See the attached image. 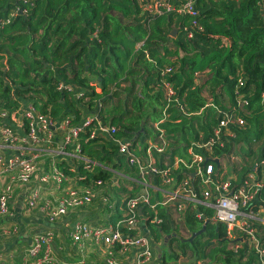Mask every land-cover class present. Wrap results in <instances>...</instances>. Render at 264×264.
<instances>
[{"label": "trees", "instance_id": "16d2710c", "mask_svg": "<svg viewBox=\"0 0 264 264\" xmlns=\"http://www.w3.org/2000/svg\"><path fill=\"white\" fill-rule=\"evenodd\" d=\"M166 1L173 11L154 14L147 5L156 0H0V125L26 134L24 101L54 124L67 118L79 124L92 116L77 136V171L64 162L57 167L84 189L101 180L112 192L115 171L130 184L127 177L139 175L113 138L127 140L144 163L147 140L157 142L158 123L169 146L152 156L164 168L173 166L175 155L189 162L223 115L233 114L242 123L228 125L205 164L212 165L215 183L228 180L232 189L249 174L263 182L247 210L258 212L250 225L264 250V0H195V15L176 11L185 0ZM99 126L115 131L110 136ZM50 145H56L54 139ZM83 158L97 164L85 168ZM168 175L169 183L154 175L162 189L188 180L200 196L203 185L194 170L179 164ZM118 190L126 199L139 193L135 187ZM160 194L151 197L153 207L143 206L141 216L153 241L170 235L162 264H178L180 257L197 264H260L244 231L234 227L228 235L224 223L212 220V209L191 203L176 211V220L159 204ZM126 199L109 221L124 217ZM204 221L205 229L191 241L175 237L176 229L191 237Z\"/></svg>", "mask_w": 264, "mask_h": 264}, {"label": "built area", "instance_id": "2783aa9c", "mask_svg": "<svg viewBox=\"0 0 264 264\" xmlns=\"http://www.w3.org/2000/svg\"><path fill=\"white\" fill-rule=\"evenodd\" d=\"M147 8L154 14H163L173 11L174 6H170L166 0H156V4H148ZM179 13H188L191 15L196 14L195 0H185L182 5L176 8ZM70 89V88H68ZM25 116L30 119L29 130L26 134L17 130L13 132L11 128L5 125H0V142L12 145L14 155L5 158L0 152V177L5 176L6 182L0 185V220L3 225L0 228V241L4 236H14L17 228L12 224H6V216L9 215V204L12 201V195L16 185L28 184L32 181L36 171V163L34 162L37 156V148L42 143L52 142L53 131L60 128L62 132V139L66 145H73L74 150L67 155L73 157L80 156V146L77 142V136L80 131L91 124L93 121L92 116H85L79 124H70L67 118L61 124H54L52 121L45 118L44 115L37 114L35 109L27 101L23 102V109ZM5 114L1 113V117ZM241 124L242 120L236 118L233 114L225 113L220 120L219 125L214 128L213 134L210 139L205 143L197 144V151L191 152V160L188 162L182 158H176L173 166L165 163L164 168H159L154 164L152 152L157 153L166 152L169 142L163 131L159 129L158 123L154 127L158 130L159 135L157 142L147 140L146 160L140 163L138 158L133 155L129 149V142L125 139H115L113 142L117 144L118 151L121 154L130 157V162L136 164L137 173L140 176L159 175L162 177L163 182L169 183V171L177 168L182 164L189 170L194 172L200 177L203 189L198 196L194 187L184 180L182 185L174 190H164V200L162 205L178 202V207L173 206L174 211L182 210L180 207L184 204L191 203L193 206L203 205L213 211L212 220L214 222L224 223L227 227V234H232L234 227H237L245 232L250 242L254 244L258 253L260 264H264L262 256L264 250L258 245V240L254 234V230L250 225V220L257 219L258 212L247 210L250 207L257 191L262 188L263 182L256 179V176L249 174L243 185L237 189H232L228 180L220 183H215L212 178L213 168L210 164H205L207 159L206 154L212 152L213 146L221 140L224 132H226L229 124ZM98 131L105 132L111 136L115 131L113 127L99 126ZM92 134H96L93 130ZM86 162L85 168H91L97 164L95 161L88 158H83ZM219 163L224 164L221 159H217ZM116 175H121L115 171ZM123 176V175H121ZM125 177V176H124ZM131 179L130 177H127ZM39 182L52 184L59 188L68 180V176L57 167L53 165L50 169L45 170L39 176ZM96 185L91 188L84 189L81 193L76 191H69L66 195L61 196L55 203L50 200H44L43 208L44 214L49 221H55L65 216L71 210L79 209L84 205H89L95 200V196H100L102 201L108 204L109 212L112 214L115 211V204L111 202L110 195L107 193L106 185L101 180L96 181ZM39 192L34 190L31 192L28 202L26 203L27 212L33 209L38 203ZM143 206L153 207L151 204V197L139 192L130 196L125 201V215L123 218L118 219L116 222H106L103 224L90 225L87 221L74 220L67 228L68 235L76 247V252L79 258L76 259L75 264H86L85 242H91L96 251L103 252L104 264H123L121 258L131 248H136V261L133 264H158L153 246L150 238L142 234L140 222L145 219L139 213L142 212ZM184 209V208H183ZM261 205H259V210ZM260 210L259 212H261ZM200 218L204 216L198 212ZM160 219H154L155 224L160 223ZM264 222V219H262ZM133 233L123 232L121 227ZM55 238V232L51 229L37 230L32 233V242L29 246L25 247L18 256H16L15 264H69L62 261L58 256L53 254L52 242ZM102 244V245H101ZM14 255L11 256L13 259ZM0 259L2 255L0 254ZM181 264H197L193 261L184 262Z\"/></svg>", "mask_w": 264, "mask_h": 264}, {"label": "crops", "instance_id": "0c3cea01", "mask_svg": "<svg viewBox=\"0 0 264 264\" xmlns=\"http://www.w3.org/2000/svg\"><path fill=\"white\" fill-rule=\"evenodd\" d=\"M58 130H60V128L52 130V139H54V141L56 142V145L54 147H51V142H49L42 143L37 148V156L34 160V162L36 163V171L34 173L32 181L28 184H19L15 186L12 195V201L9 204L10 213L6 216L5 222L6 224H12V226H15L17 228V232L14 236H4L0 241V254L2 255L0 264H15L16 256H18V254H20L25 247L31 244L32 233L34 231L43 229H51L55 232V238L52 242L53 254L58 256L62 261L66 263L75 264L76 259H78L80 256L76 252V247L68 235L69 229L67 228L70 226V224H72L74 220L87 221L90 225L103 224L109 221L111 213L109 212L108 204L104 203L100 196H95V200H93L91 204L84 205L79 209L71 210L65 216L55 221H49L44 214V211L42 210L44 200H50L51 203H55L56 200H58L61 196L66 195L71 190L76 191L77 193H81L84 190V188L80 186L79 183H77L76 178H74L75 176L68 177V180L65 181L59 188H56L51 181L47 183H41L38 180L39 176L45 170L50 169L54 164L58 165V162H64L65 165L69 167L70 171L74 169L77 171L74 163V158L71 155H67V153L70 152L66 148L67 145L63 142L61 132L58 133ZM0 152L5 158H9L15 153L12 145L1 142ZM169 155L170 154H168V156ZM178 157V155H175L174 161ZM156 162L161 165L164 160H161V158L157 157ZM76 175H78L77 172ZM119 176L121 175L114 177L112 180V182L116 183V191L114 189L112 192L108 191L110 190V187L107 188L106 185L107 193L110 195V200L115 204V206H117L119 202H123L128 197L127 193L124 194L118 189L126 188L127 190H131L134 187L139 192L146 193L150 197L156 196V192L159 190L161 192V200L159 204L162 205L161 202L164 200L165 194L160 185L156 183V177L154 175L150 174L143 177L138 175V177H132L129 180L133 181V184H130L128 181H125L123 179H119ZM4 182H6V177L1 176L0 185H2ZM36 189L39 192V200H37L38 204L33 209L29 210L31 212H27L26 203L28 202L31 192ZM178 205L179 203L176 202L162 206H165L167 210L172 211V214H174L173 217L177 220L178 214L173 210V206L178 207ZM184 206L185 205L183 204L180 208L183 210V208H186V206ZM191 207L196 209L195 206L191 205ZM198 212L199 211H197V213ZM202 219L204 220L205 218ZM2 225L3 223L0 220V228ZM140 227L142 234L146 233V236H148V238H150L151 240L154 255L158 264H162L163 251L169 249L168 240L170 239V235L162 236V240L155 242L152 240L150 233H148L144 221L140 222ZM176 230L177 233H175V237L179 236L182 239H186L189 236L187 230ZM91 244L93 243L85 242L87 250V252H85L86 264H104L103 252L94 250ZM158 245H160L161 248L160 257L158 255L159 252H157L156 250V246ZM136 253V248L129 249L121 258L123 264H133L136 261ZM12 255H14L13 259L11 258ZM184 262H187V260H185V258L183 257H180L178 260V264Z\"/></svg>", "mask_w": 264, "mask_h": 264}, {"label": "water", "instance_id": "95a60500", "mask_svg": "<svg viewBox=\"0 0 264 264\" xmlns=\"http://www.w3.org/2000/svg\"><path fill=\"white\" fill-rule=\"evenodd\" d=\"M174 33H175V31H174ZM27 101H24V103H26ZM139 213H141V210H139ZM205 226H206V222L203 224V226H202V228L200 229V230H198V231H196V232H194V233H192V235H191V237H189V238H187V239H182V238H180L179 236H176L178 239H180L181 241H185V240H188V241H191L195 236H197L198 234H200L204 229H205ZM156 250H157V252H159L158 253V255H159V257H160V252H161V248H160V245H158V246H156Z\"/></svg>", "mask_w": 264, "mask_h": 264}, {"label": "rangeland", "instance_id": "374dc122", "mask_svg": "<svg viewBox=\"0 0 264 264\" xmlns=\"http://www.w3.org/2000/svg\"><path fill=\"white\" fill-rule=\"evenodd\" d=\"M227 169V168H226Z\"/></svg>", "mask_w": 264, "mask_h": 264}]
</instances>
